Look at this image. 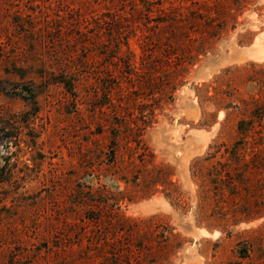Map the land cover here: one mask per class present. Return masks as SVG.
<instances>
[{
	"label": "rangeland",
	"instance_id": "obj_1",
	"mask_svg": "<svg viewBox=\"0 0 264 264\" xmlns=\"http://www.w3.org/2000/svg\"><path fill=\"white\" fill-rule=\"evenodd\" d=\"M32 112L35 148L0 140V264H264V0H0V118Z\"/></svg>",
	"mask_w": 264,
	"mask_h": 264
},
{
	"label": "trees",
	"instance_id": "obj_2",
	"mask_svg": "<svg viewBox=\"0 0 264 264\" xmlns=\"http://www.w3.org/2000/svg\"><path fill=\"white\" fill-rule=\"evenodd\" d=\"M52 84H58L63 86L66 90H68L70 88V85L67 84L65 81H61L60 79L54 80L52 82ZM34 112H36L34 110ZM32 113H22L20 115H8L5 117L0 118V140H4L5 142L11 143L13 141H19L20 139L16 136L21 134L22 132H28L27 138L28 139H24L23 144H25L26 147L28 148H35L37 146L36 144V140L38 139V137L36 136H32L29 135V133H32L33 128L31 127L33 124V121L35 119V114ZM238 132L240 136H247L245 135L247 132H243L240 129V125L238 126ZM16 134L15 136H13V134ZM246 138V137H243ZM243 138H241V141L236 143V147L234 152L236 151L237 146L241 145V142L243 140ZM143 153H139L138 154V159L140 162L144 163V159L147 153V148L144 147L143 148ZM114 154L110 155V163L113 164L114 163ZM242 157H239L238 155H236L235 153H229V157L226 159L227 162L223 163L225 169L223 170L224 175H222V184L224 185V188L228 190L226 184H230L231 180L234 183L233 178H230V176L232 174H230V170L227 169L229 167H231L232 163H234V165H238L239 161L243 162V160L241 159ZM147 162V161H146ZM229 162V163H228ZM236 163V164H235ZM92 167V165H90ZM90 167V168H91ZM93 168V167H92ZM91 168V169H92ZM89 169V168H88ZM94 170V169H93ZM155 171V172H154ZM163 171H166V173H168V166H153L151 173H162ZM216 172V168L211 166L209 173L207 174L208 176V180L209 183L213 184V177L215 176L214 173ZM217 176V175H216ZM219 177L220 174H218ZM100 176H97L96 179L99 180ZM131 178L134 179L135 181H138L140 177H133V173L131 175ZM13 180V169L12 166L8 165V163H4L3 165H0V186H4V185H11ZM121 180H125L124 178H122ZM144 183V181H142ZM155 183H158V181H156ZM160 184H162L160 182ZM170 184V183H169ZM214 185V184H213ZM231 185V184H230ZM96 195V196H95ZM73 205H79V206H90L93 207L94 209H96L95 211H99L97 212L98 214L101 211H104V209H106L107 211L113 212V213H117L116 210H118V202L122 201V197H118L112 196L111 193H109L105 187L103 185H99L95 190L93 188H91V186H83L80 185L79 183L76 185V190H75V194L73 195ZM130 201V200H129ZM102 213V212H101ZM85 218H90V217H85ZM96 220H98L97 218H95ZM93 219V220H95ZM128 220V219H126ZM250 219H239L237 221H234V225H237L241 222H249Z\"/></svg>",
	"mask_w": 264,
	"mask_h": 264
},
{
	"label": "bare ground",
	"instance_id": "obj_3",
	"mask_svg": "<svg viewBox=\"0 0 264 264\" xmlns=\"http://www.w3.org/2000/svg\"><path fill=\"white\" fill-rule=\"evenodd\" d=\"M240 54V53H239ZM258 56V55H257ZM262 57V56H261ZM263 58V57H262Z\"/></svg>",
	"mask_w": 264,
	"mask_h": 264
}]
</instances>
